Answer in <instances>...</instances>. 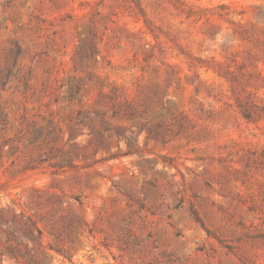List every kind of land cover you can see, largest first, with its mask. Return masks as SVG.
<instances>
[{
	"label": "rangeland",
	"instance_id": "rangeland-1",
	"mask_svg": "<svg viewBox=\"0 0 264 264\" xmlns=\"http://www.w3.org/2000/svg\"><path fill=\"white\" fill-rule=\"evenodd\" d=\"M0 264H264V0H0Z\"/></svg>",
	"mask_w": 264,
	"mask_h": 264
},
{
	"label": "trees",
	"instance_id": "trees-1",
	"mask_svg": "<svg viewBox=\"0 0 264 264\" xmlns=\"http://www.w3.org/2000/svg\"><path fill=\"white\" fill-rule=\"evenodd\" d=\"M117 112L116 111H114V115L116 114ZM141 130H143V128L141 129ZM117 135H119V133H116ZM34 233H36L37 235H40V231H39V229L34 225V224H32L31 225V228L28 230V234H30V235H35ZM12 254V253H11Z\"/></svg>",
	"mask_w": 264,
	"mask_h": 264
}]
</instances>
